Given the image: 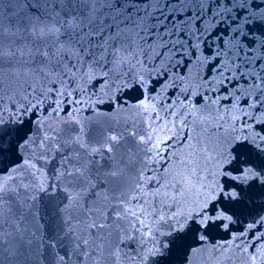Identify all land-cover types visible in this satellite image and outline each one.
I'll return each mask as SVG.
<instances>
[{
    "label": "snow or ice",
    "instance_id": "1",
    "mask_svg": "<svg viewBox=\"0 0 264 264\" xmlns=\"http://www.w3.org/2000/svg\"><path fill=\"white\" fill-rule=\"evenodd\" d=\"M0 264H264V0H0Z\"/></svg>",
    "mask_w": 264,
    "mask_h": 264
}]
</instances>
